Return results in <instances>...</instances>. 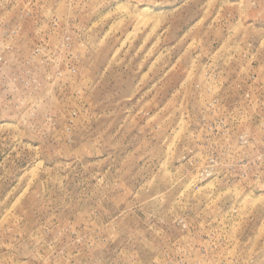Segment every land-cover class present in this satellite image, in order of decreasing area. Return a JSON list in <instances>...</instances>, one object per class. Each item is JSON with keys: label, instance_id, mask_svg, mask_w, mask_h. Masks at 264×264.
I'll return each mask as SVG.
<instances>
[{"label": "rangeland", "instance_id": "374dc122", "mask_svg": "<svg viewBox=\"0 0 264 264\" xmlns=\"http://www.w3.org/2000/svg\"><path fill=\"white\" fill-rule=\"evenodd\" d=\"M0 264H264V0H0Z\"/></svg>", "mask_w": 264, "mask_h": 264}]
</instances>
